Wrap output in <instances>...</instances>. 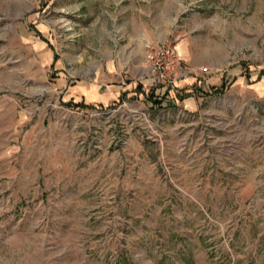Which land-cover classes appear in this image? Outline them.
Wrapping results in <instances>:
<instances>
[{
  "label": "rangeland",
  "instance_id": "374dc122",
  "mask_svg": "<svg viewBox=\"0 0 264 264\" xmlns=\"http://www.w3.org/2000/svg\"><path fill=\"white\" fill-rule=\"evenodd\" d=\"M125 20L166 31L170 89L147 86L143 54L120 68ZM244 25L214 70L175 48ZM129 84L105 105L72 90ZM0 264H264V0H0Z\"/></svg>",
  "mask_w": 264,
  "mask_h": 264
},
{
  "label": "crops",
  "instance_id": "0c3cea01",
  "mask_svg": "<svg viewBox=\"0 0 264 264\" xmlns=\"http://www.w3.org/2000/svg\"><path fill=\"white\" fill-rule=\"evenodd\" d=\"M246 22V21H245ZM194 23V32L205 31L206 28L214 29V27L219 23V18L214 16V18L210 19H196L193 18ZM121 26L123 27L121 33H123L120 37L122 39L118 40V42H122L121 46H118V50L116 51V56L121 57L124 61L120 62V68H126L125 70L134 72L137 71V68L140 66V57L143 54V47L145 44L155 45L165 42L167 39L166 31L163 32L162 27H157L156 25H150L147 23H139L134 24L131 20L126 22L122 21ZM164 27H168V24ZM159 30L160 33L157 31ZM149 31V32H148ZM190 30H186V34L182 36L181 41L177 44L180 58L186 60L189 64L190 68L193 69H201L203 67L209 69L219 68L223 65L224 60L226 58L224 52L225 51H234L235 56L237 53L242 50L245 51L247 49V36H246V25L242 29L241 35L240 33H231V38L224 44L222 42H216L215 40H211L210 36L213 35V31L210 30V34H206L203 36H195L194 38L189 37ZM188 35V36H187ZM210 35V36H208ZM231 54V53H230ZM142 59V58H141ZM236 59V58H234ZM233 75L235 77L233 88L240 87L244 83V78L241 75L240 67L237 66L233 69ZM220 77H215L207 80H203L200 83L198 82L197 87L200 90H205L207 86L211 88H216L219 85ZM193 81V79H191ZM187 81V80H186ZM189 82V81H188ZM191 83V82H190ZM119 85V84H117ZM191 85V84H187ZM135 86V85H134ZM133 86V87H134ZM116 86H113L109 89V93L100 95L99 91H85L79 92L78 87H73V93H78V97H82L85 95L86 104H109L113 102H118L119 96H123V94H127V91L132 87L131 84L127 86L120 85L119 89H113ZM134 89V88H132ZM129 92V91H128ZM69 95V99H78V97L74 94ZM120 94V95H119ZM81 95V96H79ZM68 99V100H69ZM187 102V101H186ZM185 108L193 107V102L190 104L189 102L185 103Z\"/></svg>",
  "mask_w": 264,
  "mask_h": 264
},
{
  "label": "built area",
  "instance_id": "2783aa9c",
  "mask_svg": "<svg viewBox=\"0 0 264 264\" xmlns=\"http://www.w3.org/2000/svg\"><path fill=\"white\" fill-rule=\"evenodd\" d=\"M142 70L143 79L148 87L157 88L167 86L169 89L175 84L181 75L182 64L174 53L172 43L164 42L155 46L145 45L143 51ZM206 72V69H201Z\"/></svg>",
  "mask_w": 264,
  "mask_h": 264
},
{
  "label": "trees",
  "instance_id": "16d2710c",
  "mask_svg": "<svg viewBox=\"0 0 264 264\" xmlns=\"http://www.w3.org/2000/svg\"><path fill=\"white\" fill-rule=\"evenodd\" d=\"M221 89H222V88H221ZM221 91H223V90H219L220 93H221ZM151 98H152V94L150 93L149 96H147V99H149V100L152 102L153 99H151ZM180 100H182V99H180ZM160 101H161V102H160ZM159 102H160L159 105H161L162 100H159ZM154 105H157V103H154ZM159 105H158V106H159ZM69 106H71V105H69ZM73 107H74V108H83V106H79V105H73Z\"/></svg>",
  "mask_w": 264,
  "mask_h": 264
}]
</instances>
